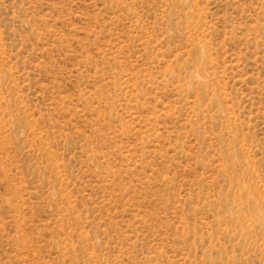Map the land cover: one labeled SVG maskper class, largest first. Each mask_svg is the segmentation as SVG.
I'll use <instances>...</instances> for the list:
<instances>
[{
  "label": "rangeland",
  "instance_id": "rangeland-1",
  "mask_svg": "<svg viewBox=\"0 0 264 264\" xmlns=\"http://www.w3.org/2000/svg\"><path fill=\"white\" fill-rule=\"evenodd\" d=\"M0 264H264V0H0Z\"/></svg>",
  "mask_w": 264,
  "mask_h": 264
}]
</instances>
